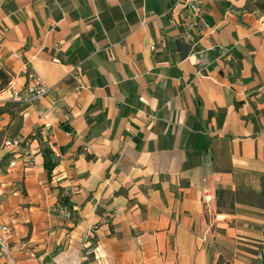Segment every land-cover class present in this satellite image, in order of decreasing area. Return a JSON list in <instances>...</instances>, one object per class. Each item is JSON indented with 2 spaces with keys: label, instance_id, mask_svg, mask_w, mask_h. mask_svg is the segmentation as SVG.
Segmentation results:
<instances>
[{
  "label": "crops",
  "instance_id": "1",
  "mask_svg": "<svg viewBox=\"0 0 264 264\" xmlns=\"http://www.w3.org/2000/svg\"><path fill=\"white\" fill-rule=\"evenodd\" d=\"M257 1L207 0L187 31L163 16L171 0H0L1 98L27 72L51 88L15 102L22 120L0 116V222L16 264H250L264 220ZM13 138L30 157L4 149Z\"/></svg>",
  "mask_w": 264,
  "mask_h": 264
},
{
  "label": "built area",
  "instance_id": "2",
  "mask_svg": "<svg viewBox=\"0 0 264 264\" xmlns=\"http://www.w3.org/2000/svg\"><path fill=\"white\" fill-rule=\"evenodd\" d=\"M172 4L169 10L163 16H171L174 23L187 31H195L197 27L202 26L205 15V3L207 0H171ZM26 81L23 90L17 89L16 86L9 84L8 88L1 92L4 96L0 98V104L6 105L11 102H24L31 104L36 100L46 97L51 88L36 74L27 72ZM6 91L9 92L6 94ZM8 96H6V95ZM4 149L7 152L15 153L16 158L31 156L30 148L22 146V141L13 138L4 143ZM11 167L15 166V162L10 163ZM206 199V200H205ZM206 204L211 201V196L204 198ZM62 214L70 218L72 212L69 206H61ZM13 238L12 230L2 222H0V250L8 259L10 264H16L11 256L10 242ZM255 259L258 264H264V220L262 224V236L256 248Z\"/></svg>",
  "mask_w": 264,
  "mask_h": 264
},
{
  "label": "rangeland",
  "instance_id": "3",
  "mask_svg": "<svg viewBox=\"0 0 264 264\" xmlns=\"http://www.w3.org/2000/svg\"><path fill=\"white\" fill-rule=\"evenodd\" d=\"M257 3H261L260 1H257ZM9 79H10V77H9ZM9 83V82H8ZM7 83V84H8ZM7 84H2L1 85V81H0V91L7 85ZM6 96H8V95H6ZM0 98H1V96H0ZM26 104H28V103H26ZM22 106H21V104L19 105L18 103H15V102H11V103H7L6 105H4V106H1L0 107V116L1 115H4V114H6V115H8L9 117H10V120H22V117H21V111H22ZM217 201H223L222 200V197L220 196V197H218L217 198ZM260 202H262L261 203V208H263L264 209V197H262L261 199H260ZM216 216L217 215H215L214 217H213V220L216 218ZM223 218L225 219V222H227V223H229L230 225H231V227H233V226H237V225H240V224H242L243 222H241V221H239V220H234V219H232L231 221H229L228 222V220H230V217H227V216H223ZM262 218H263V212L262 213H260L259 214V216H258V218H257V220H255V221H252V222H247V224H249L250 225V229L252 230V231H255V230H257V223H260L261 221H262ZM212 219L211 220H207V222L208 223H210V221L212 222L213 221ZM214 226L212 227V229H214V230H216V229H218V224H223L224 223V221H221V222H215L214 221ZM254 229V230H253ZM259 232H260V230H259ZM252 239V241L253 242H249L248 241V243L247 244H249L250 246L251 245H254V242L257 240V237H256V235H253V237H251ZM247 239H248V236H247ZM255 246V245H254ZM247 249V251H248V254H249V262H250V264H258L257 263V261H256V259H255V254H256V250L255 249H253V248H251V247H247L246 248ZM230 258V259H234V256H232L231 255V257H230V255H228L227 256V258ZM238 258H239V254H238V256H237ZM225 261V260H224ZM1 263V262H0ZM221 263V262H220ZM223 264V263H222Z\"/></svg>",
  "mask_w": 264,
  "mask_h": 264
},
{
  "label": "trees",
  "instance_id": "4",
  "mask_svg": "<svg viewBox=\"0 0 264 264\" xmlns=\"http://www.w3.org/2000/svg\"><path fill=\"white\" fill-rule=\"evenodd\" d=\"M256 6L258 7V9L264 11V3H256ZM0 81H1V85L3 83L7 84L9 82V76L1 68H0ZM43 154H44V158H45V162H44L45 168L48 171L49 175H51L53 170L56 167V161L54 160L55 159V154L49 148H44ZM59 202H60V204H63L64 206H66L67 203H68V200L65 197H60ZM220 262L218 264H222V263L223 264H232V261H231V259L229 257L228 258H223L222 257L220 259Z\"/></svg>",
  "mask_w": 264,
  "mask_h": 264
}]
</instances>
